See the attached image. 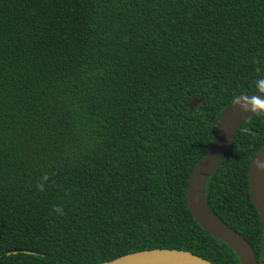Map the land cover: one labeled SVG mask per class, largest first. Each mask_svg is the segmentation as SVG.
<instances>
[{"label": "trees", "instance_id": "obj_1", "mask_svg": "<svg viewBox=\"0 0 264 264\" xmlns=\"http://www.w3.org/2000/svg\"><path fill=\"white\" fill-rule=\"evenodd\" d=\"M261 78L264 0H0V264L152 249L240 264L186 189L224 107L264 95ZM263 144L258 114L205 192L264 264L248 180Z\"/></svg>", "mask_w": 264, "mask_h": 264}, {"label": "water", "instance_id": "obj_2", "mask_svg": "<svg viewBox=\"0 0 264 264\" xmlns=\"http://www.w3.org/2000/svg\"><path fill=\"white\" fill-rule=\"evenodd\" d=\"M247 96L264 103V95L246 93L234 98L222 110L216 123L212 141L191 172L187 189L186 201L189 211L196 223L209 235L228 245L237 255L240 264H263L258 262L252 246L243 236L226 225L210 208L206 197L205 186L209 178L219 169L229 154L236 133L250 117L264 112L242 111L234 107L237 99ZM201 99H193L189 108L201 103ZM251 200L256 207L262 225V243L264 248V144L255 155L248 173ZM9 255V254H8ZM102 264H213L191 252L176 249H152L134 252L118 257Z\"/></svg>", "mask_w": 264, "mask_h": 264}, {"label": "clouds", "instance_id": "obj_3", "mask_svg": "<svg viewBox=\"0 0 264 264\" xmlns=\"http://www.w3.org/2000/svg\"><path fill=\"white\" fill-rule=\"evenodd\" d=\"M257 87L260 91L264 92V78L257 80ZM234 107L240 108L242 111H257L264 112V103L258 102L256 98L249 99L243 96L236 100Z\"/></svg>", "mask_w": 264, "mask_h": 264}]
</instances>
